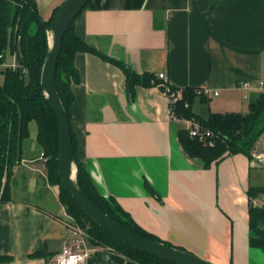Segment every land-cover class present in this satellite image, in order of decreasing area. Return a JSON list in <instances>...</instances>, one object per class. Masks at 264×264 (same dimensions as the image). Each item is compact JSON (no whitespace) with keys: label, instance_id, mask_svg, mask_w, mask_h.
I'll use <instances>...</instances> for the list:
<instances>
[{"label":"crops","instance_id":"0c3cea01","mask_svg":"<svg viewBox=\"0 0 264 264\" xmlns=\"http://www.w3.org/2000/svg\"><path fill=\"white\" fill-rule=\"evenodd\" d=\"M35 1L49 19L64 0ZM74 31L98 52L75 54L70 108L76 157L98 188L143 228L206 260L261 257L248 245L247 188L264 186V131L251 159L236 153L204 167L182 149L177 133L190 119L173 116L163 86L217 91L192 100L204 117L246 112L260 91L240 83L264 81V0H91ZM115 61L155 83L128 93ZM20 62L17 46L0 69ZM36 135L31 122L0 202V264H46L74 237Z\"/></svg>","mask_w":264,"mask_h":264},{"label":"trees","instance_id":"16d2710c","mask_svg":"<svg viewBox=\"0 0 264 264\" xmlns=\"http://www.w3.org/2000/svg\"><path fill=\"white\" fill-rule=\"evenodd\" d=\"M51 17L44 19L40 15L35 0H0V65L5 60L7 50L13 52L18 46L21 53L20 69L11 66L0 69V202L10 198L8 183L11 169L20 159L23 142L29 136L30 123L35 122L36 140L43 156L46 157L48 177L59 184L61 203L66 212L87 229L92 237L91 242L103 247L110 246L113 249L110 253L120 254L134 264H174L128 246L99 226L78 205L61 182L57 164V119L49 102L43 96L40 85L41 68L47 51L46 31ZM74 20L62 38L55 78V87L69 121L70 108L74 100L72 84L80 81V74L74 65V56L79 51L98 54L76 34ZM115 62L124 72L125 88L128 93L133 95V88L137 84L155 83L152 74L140 75L122 61ZM181 90L182 98L173 106V116L194 119L202 128L209 129L215 134V143L209 146L197 137L191 136L188 128L178 130V141L189 157L198 158L204 167H209L213 162H219L227 155L236 153H243L251 159V150L264 131V93L260 92L252 99L244 113L211 112L204 117L192 111L191 102L195 97L206 96L196 93L195 89L190 87ZM185 102H188V106H185ZM71 134L74 155L80 168L81 184L93 203L135 233L171 245L140 226L113 196L105 197L102 194L89 171L76 157V141L72 128ZM261 192H264V186L250 185L247 188L249 198L257 197ZM247 212L248 245L264 252V204L261 207L248 204ZM110 253L94 252L88 258L87 264H107L106 258ZM1 259L3 257L0 256Z\"/></svg>","mask_w":264,"mask_h":264},{"label":"water","instance_id":"95a60500","mask_svg":"<svg viewBox=\"0 0 264 264\" xmlns=\"http://www.w3.org/2000/svg\"><path fill=\"white\" fill-rule=\"evenodd\" d=\"M89 1L91 0H64L53 13L46 31L47 51L41 68L40 85L42 94L49 102L57 119V164L61 182L94 222L128 246L174 264H215L189 250L143 237L126 228L96 206L81 184L80 168L74 155L71 124L56 90L55 78L63 35L69 24ZM93 174L91 177L94 181L101 184L98 175ZM102 194L105 197L109 196L106 192H102ZM106 262L107 264H134L117 253H110L106 258Z\"/></svg>","mask_w":264,"mask_h":264},{"label":"built area","instance_id":"2783aa9c","mask_svg":"<svg viewBox=\"0 0 264 264\" xmlns=\"http://www.w3.org/2000/svg\"><path fill=\"white\" fill-rule=\"evenodd\" d=\"M13 68H16L15 64L10 65ZM158 77L163 79V83L167 81L166 76L164 73H158ZM241 88L252 89L256 88L260 92L264 93V81L259 80L256 83L252 84L251 82H242L239 85ZM168 91V90H167ZM195 92L209 96L211 93L217 95L218 92H212L209 88H197ZM168 102L170 106V111L172 112L173 106L177 103V101L181 100L182 98V90H176L175 94L174 91L167 95ZM185 106H188V102H185ZM189 134L193 137H197L200 141L204 144L212 146L215 143V134L209 130L204 129L200 125V123L194 119L189 120ZM46 160V157H44ZM248 203L252 206L261 207L264 204V199L260 197H252L248 199ZM71 227V226H70ZM72 228V227H71ZM74 237L66 242H64L60 251H58L55 255H53L46 264H87V260L90 255L93 253V249L90 247L85 246L82 243V239L77 237L78 232L72 229ZM77 235V236H76Z\"/></svg>","mask_w":264,"mask_h":264},{"label":"rangeland","instance_id":"374dc122","mask_svg":"<svg viewBox=\"0 0 264 264\" xmlns=\"http://www.w3.org/2000/svg\"><path fill=\"white\" fill-rule=\"evenodd\" d=\"M0 80H1V78H0ZM160 85H162V84H160ZM163 88H164V93L166 94V96L169 94V96H170V93H172L173 91H174V94H175V92H176V90L177 89H174V88H170V87H168L167 85H164L163 86ZM168 90V91H167ZM59 185V184H58ZM59 191H60V187H59ZM262 195H264V192H261V193H259L257 196L259 197V196H262ZM65 208V207H64ZM65 218H66V220H67V222H68V224L72 227V229H74L75 231H77L78 232V236L77 237H79V238H81L82 239V243L85 245V246H87V247H90V248H92L93 249V253L94 252H97V251H107V252H112L113 251V249L110 247V246H107V247H103V246H101V245H95L94 243H92L91 242V240H92V237H91V235L88 233V231H87V229L85 228V227H82L79 223H78V221L73 217V216H71L70 214H68L67 212H66V216H65ZM258 250V252H260L261 253V257H259V258H252V260H251V262H249V264H264V252L263 251H261L260 249H257ZM115 253V252H114ZM205 259V258H204ZM207 259V258H206ZM208 259H210V260H208V261H210V262H212V263H215V262H217V263H223L221 260H219V259H217L216 257H211V258H208ZM215 261V262H214ZM235 262H234V264H240L239 263V261L237 260V259H235L234 260ZM217 263H215V264H217ZM225 263V262H224Z\"/></svg>","mask_w":264,"mask_h":264}]
</instances>
